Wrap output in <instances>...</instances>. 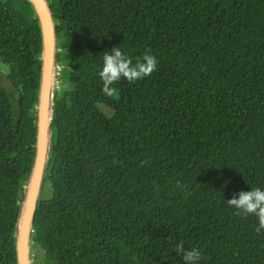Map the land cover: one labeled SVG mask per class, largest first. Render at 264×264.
<instances>
[{"label":"trees","instance_id":"obj_1","mask_svg":"<svg viewBox=\"0 0 264 264\" xmlns=\"http://www.w3.org/2000/svg\"><path fill=\"white\" fill-rule=\"evenodd\" d=\"M47 2L62 68L31 264H184L179 243L198 264H264L257 217L225 203L264 190V0ZM42 45L33 2L0 0V264H19ZM114 46L158 64L108 96Z\"/></svg>","mask_w":264,"mask_h":264},{"label":"water","instance_id":"obj_2","mask_svg":"<svg viewBox=\"0 0 264 264\" xmlns=\"http://www.w3.org/2000/svg\"><path fill=\"white\" fill-rule=\"evenodd\" d=\"M37 10L42 29V77L37 106L38 124L36 154L17 232L19 264H31V236L38 207L44 169L48 154L49 124L52 116L55 55L57 51L56 25L47 0H31Z\"/></svg>","mask_w":264,"mask_h":264},{"label":"clouds","instance_id":"obj_3","mask_svg":"<svg viewBox=\"0 0 264 264\" xmlns=\"http://www.w3.org/2000/svg\"><path fill=\"white\" fill-rule=\"evenodd\" d=\"M158 61L150 52H145L137 58L135 64L124 55L119 47H112L111 53L105 52L103 55V67L99 72V77L103 82L102 91L108 96H112L115 89L111 87L121 78L129 83L150 76L157 69ZM225 203L234 207L237 215H254L258 219L255 231L259 234L264 231V190L259 187L251 188L249 191H239L233 193L232 198ZM178 256H181L184 264H198L202 258L199 249L187 250L182 243L175 246Z\"/></svg>","mask_w":264,"mask_h":264},{"label":"built area","instance_id":"obj_4","mask_svg":"<svg viewBox=\"0 0 264 264\" xmlns=\"http://www.w3.org/2000/svg\"><path fill=\"white\" fill-rule=\"evenodd\" d=\"M60 75H61V66L59 64H56L55 66V73H54V87L58 88L60 85Z\"/></svg>","mask_w":264,"mask_h":264},{"label":"rangeland","instance_id":"obj_5","mask_svg":"<svg viewBox=\"0 0 264 264\" xmlns=\"http://www.w3.org/2000/svg\"><path fill=\"white\" fill-rule=\"evenodd\" d=\"M62 68V67H61ZM63 70V69H62ZM74 74L77 76V71H76V69L74 70ZM0 83L2 84V85H4L6 88H8V89H10L11 88V86H10V83L6 80V78H5V72H4V70L3 69H0Z\"/></svg>","mask_w":264,"mask_h":264}]
</instances>
